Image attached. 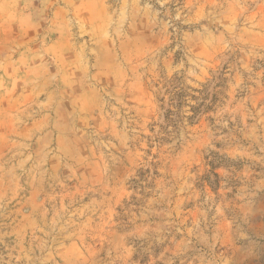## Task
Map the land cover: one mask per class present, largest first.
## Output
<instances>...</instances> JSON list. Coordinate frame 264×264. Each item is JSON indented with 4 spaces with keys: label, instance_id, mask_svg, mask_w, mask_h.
<instances>
[{
    "label": "rangeland",
    "instance_id": "1",
    "mask_svg": "<svg viewBox=\"0 0 264 264\" xmlns=\"http://www.w3.org/2000/svg\"><path fill=\"white\" fill-rule=\"evenodd\" d=\"M0 264H264V0H0Z\"/></svg>",
    "mask_w": 264,
    "mask_h": 264
},
{
    "label": "trees",
    "instance_id": "2",
    "mask_svg": "<svg viewBox=\"0 0 264 264\" xmlns=\"http://www.w3.org/2000/svg\"><path fill=\"white\" fill-rule=\"evenodd\" d=\"M171 87L172 88L170 89V94H172V100L180 99L183 96L184 88L181 87V85L177 81L172 82ZM170 114H171V111H170Z\"/></svg>",
    "mask_w": 264,
    "mask_h": 264
}]
</instances>
